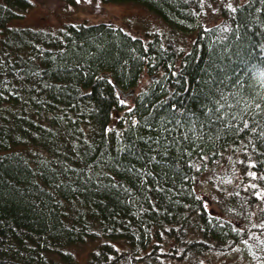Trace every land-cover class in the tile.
<instances>
[{"label": "trees", "instance_id": "16d2710c", "mask_svg": "<svg viewBox=\"0 0 264 264\" xmlns=\"http://www.w3.org/2000/svg\"><path fill=\"white\" fill-rule=\"evenodd\" d=\"M100 1L169 28L15 26L33 1H0V264H76L88 242L84 264H264V0L225 30L190 0Z\"/></svg>", "mask_w": 264, "mask_h": 264}, {"label": "rangeland", "instance_id": "374dc122", "mask_svg": "<svg viewBox=\"0 0 264 264\" xmlns=\"http://www.w3.org/2000/svg\"><path fill=\"white\" fill-rule=\"evenodd\" d=\"M1 1V0H0ZM31 5L20 18L11 20L10 25L15 26H32L43 29H57L69 22H100L102 20L112 21L122 28H126L133 35L144 36L147 30H165L168 25L148 7L137 3L130 2H112L106 3L100 0H32ZM198 6L200 21L202 24L218 25L225 30L229 27L230 22L226 14L229 5L236 3L235 0H190ZM144 78L141 84L147 82ZM136 91L132 92L135 93ZM129 95V97H127ZM127 100L132 102L131 94H127ZM233 164L223 163L219 166V172L223 173L226 169L233 168ZM238 177L242 176L240 171L234 173ZM253 175V172L250 171ZM214 188L213 181L205 178L203 184L198 187V193L204 194L212 191ZM210 206V202H209ZM216 209L217 205L213 204ZM94 243L88 242L85 245L72 246L74 253L78 257L76 264L86 262L87 251L93 248ZM249 249L246 246L239 247L235 252L224 256H212L214 262L210 264H252L248 258ZM176 264H185L176 262Z\"/></svg>", "mask_w": 264, "mask_h": 264}, {"label": "snow or ice", "instance_id": "6c2138e0", "mask_svg": "<svg viewBox=\"0 0 264 264\" xmlns=\"http://www.w3.org/2000/svg\"><path fill=\"white\" fill-rule=\"evenodd\" d=\"M254 175V174H253ZM253 187H255V185H253ZM257 195H259V193H257Z\"/></svg>", "mask_w": 264, "mask_h": 264}]
</instances>
